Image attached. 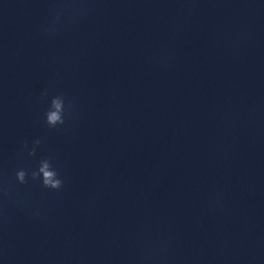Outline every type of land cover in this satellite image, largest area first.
I'll return each instance as SVG.
<instances>
[{"label":"clouds","instance_id":"clouds-1","mask_svg":"<svg viewBox=\"0 0 264 264\" xmlns=\"http://www.w3.org/2000/svg\"><path fill=\"white\" fill-rule=\"evenodd\" d=\"M83 10H81L82 14ZM63 15V10H58L55 12L52 23L48 27V31L55 32L56 25L61 21V16ZM49 95V90L45 89L40 94V99L43 100ZM71 105L66 104V100L63 94L52 96L50 99L49 106L44 113L45 124L48 128L54 129L58 126L65 124L66 115L68 114V109ZM42 144L41 139H35L31 142V147H29V142L24 141L21 146V155L24 152L27 153L29 157H34L37 153V149ZM15 180L18 184H27L29 180L39 181L41 186L45 189L52 191H59L64 186V179L61 177L59 171L56 169L52 162L51 157H43L38 161L37 167L32 170L27 169H17L15 172ZM0 193L4 197L10 196V188L7 185H0ZM26 202L16 201V206L23 209ZM34 217L40 215L39 208H35L31 213Z\"/></svg>","mask_w":264,"mask_h":264}]
</instances>
